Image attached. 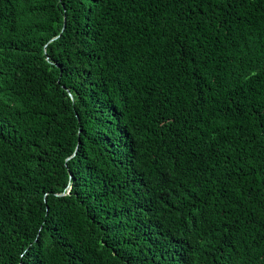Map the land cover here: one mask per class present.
I'll use <instances>...</instances> for the list:
<instances>
[{"label": "trees", "instance_id": "16d2710c", "mask_svg": "<svg viewBox=\"0 0 264 264\" xmlns=\"http://www.w3.org/2000/svg\"><path fill=\"white\" fill-rule=\"evenodd\" d=\"M0 264H264V0H0Z\"/></svg>", "mask_w": 264, "mask_h": 264}]
</instances>
